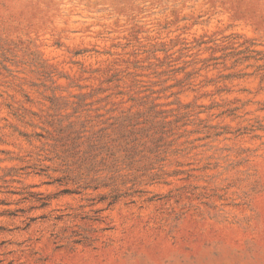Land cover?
<instances>
[{
  "label": "rangeland",
  "instance_id": "374dc122",
  "mask_svg": "<svg viewBox=\"0 0 264 264\" xmlns=\"http://www.w3.org/2000/svg\"><path fill=\"white\" fill-rule=\"evenodd\" d=\"M0 264H264V0H0Z\"/></svg>",
  "mask_w": 264,
  "mask_h": 264
}]
</instances>
